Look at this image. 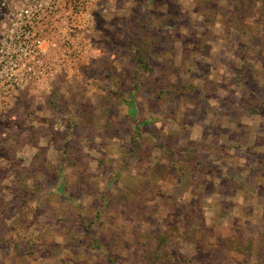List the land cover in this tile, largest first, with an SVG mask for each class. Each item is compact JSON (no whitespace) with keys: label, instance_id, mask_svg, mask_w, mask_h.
<instances>
[{"label":"rangeland","instance_id":"374dc122","mask_svg":"<svg viewBox=\"0 0 264 264\" xmlns=\"http://www.w3.org/2000/svg\"><path fill=\"white\" fill-rule=\"evenodd\" d=\"M21 1L0 0V40ZM89 12L81 58L0 110L1 248L22 240L29 254L91 224L105 252L122 236L123 264L250 243L230 258L264 264V0H92ZM163 230L176 237L161 246Z\"/></svg>","mask_w":264,"mask_h":264},{"label":"built area","instance_id":"2783aa9c","mask_svg":"<svg viewBox=\"0 0 264 264\" xmlns=\"http://www.w3.org/2000/svg\"><path fill=\"white\" fill-rule=\"evenodd\" d=\"M92 0H22L0 40V110L20 89L40 84L84 53Z\"/></svg>","mask_w":264,"mask_h":264},{"label":"crops","instance_id":"0c3cea01","mask_svg":"<svg viewBox=\"0 0 264 264\" xmlns=\"http://www.w3.org/2000/svg\"><path fill=\"white\" fill-rule=\"evenodd\" d=\"M131 169V167H127ZM170 184H175L173 181ZM187 194V195H186ZM183 195V194H182ZM189 192L184 193V197H188ZM84 222V221H83ZM82 223V221H81ZM85 223V222H84ZM102 224V223H101ZM103 225V228L110 229L108 225ZM91 224L83 225L80 229H71V227L65 225L62 230L65 234V239L68 237V241L61 239L57 244H53L52 237H46L34 245L33 251L28 254L29 246L22 240L17 244V246L12 247V245L0 246V259L2 258V252L4 253L2 264H72L71 261L75 259H80L83 263L96 264L97 261H102L104 259V264H123L122 261L118 260V256L124 257V242L120 239L115 242V252H105L103 249H107L109 242L101 240L97 235L92 233ZM106 229L104 231H106ZM192 229V228H189ZM50 230H43V232L48 233ZM78 232V234H77ZM162 235H166L170 238H175L174 232H169L163 230ZM101 233V232H99ZM54 235V233H51ZM76 234V235H74ZM156 235H153L155 237ZM158 236V235H157ZM156 236V237H157ZM179 237V236H178ZM50 239H52L50 241ZM251 242V241H249ZM192 244L195 245V242ZM157 247V245H156ZM211 247V246H210ZM213 247V246H212ZM215 247V246H214ZM229 247V248H228ZM223 248V247H222ZM228 251L229 257L230 250H236V248H242L244 250H251V243L245 247L239 245H231L224 247ZM228 248V249H227ZM7 251H6V250ZM46 250V251H44ZM245 252V253H246ZM71 260L67 263V261ZM232 259V258H231ZM94 260V261H93ZM233 260V259H232ZM155 264H162L161 260L154 258ZM78 264V263H75Z\"/></svg>","mask_w":264,"mask_h":264},{"label":"trees","instance_id":"16d2710c","mask_svg":"<svg viewBox=\"0 0 264 264\" xmlns=\"http://www.w3.org/2000/svg\"><path fill=\"white\" fill-rule=\"evenodd\" d=\"M142 53L136 58L137 62L142 65ZM159 244L162 246L168 241H173L168 236H157L156 238ZM169 239V240H168ZM174 243V242H172ZM156 253L157 257L162 254L161 247ZM239 253H245L246 250L242 248H236ZM166 256H170V260L174 261L175 264H235L234 261L229 257L228 251L224 248H213V247H194L184 250V252L172 254V248L166 249ZM169 259V258H168Z\"/></svg>","mask_w":264,"mask_h":264}]
</instances>
